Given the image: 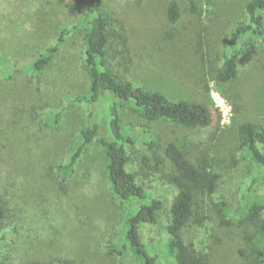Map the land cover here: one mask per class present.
Returning a JSON list of instances; mask_svg holds the SVG:
<instances>
[{
	"label": "rangeland",
	"instance_id": "obj_1",
	"mask_svg": "<svg viewBox=\"0 0 264 264\" xmlns=\"http://www.w3.org/2000/svg\"><path fill=\"white\" fill-rule=\"evenodd\" d=\"M197 1L201 15L190 14L182 0V17L172 24L168 0H105V13L124 22L129 39V52L112 59L121 76L174 101L207 103L213 113L210 126L192 130L169 120H144L123 106L127 171L148 200L163 203L159 222L141 229L145 248L160 264H174L166 227L178 191L165 178L173 172L165 149L177 143L193 161L200 152L210 153L221 176L213 198L228 203L234 225L222 226L204 203L201 213L208 220L203 227L190 225L184 237L210 264H246V237L254 229L237 226L238 211L264 203V181L251 186L261 168L241 148L237 128L247 122L264 127V43L248 35L239 39L237 78L220 83L226 46L251 0ZM87 7L88 0H0V193L7 208L0 264H139L134 250L111 251L121 247L128 206L107 179L105 149L82 141L91 108L75 99L90 89L85 31L78 27ZM64 29L72 31L48 68L33 75V62ZM202 30L204 54L197 49ZM225 100L231 108L222 113L217 105ZM79 148L74 171L62 182L59 167Z\"/></svg>",
	"mask_w": 264,
	"mask_h": 264
},
{
	"label": "trees",
	"instance_id": "obj_2",
	"mask_svg": "<svg viewBox=\"0 0 264 264\" xmlns=\"http://www.w3.org/2000/svg\"><path fill=\"white\" fill-rule=\"evenodd\" d=\"M166 11L170 23L176 24L182 17L180 1L168 0ZM187 11L195 16L201 15L197 0H185ZM105 0H88V7L78 27L85 31V62L90 78L89 92L77 103L87 104L91 110L89 124L81 133L83 144L97 143L106 152L107 179L114 193L128 206L121 247H111L112 252L126 254L134 250L139 264H160L144 246L140 233L145 225L159 222L163 203L158 199L148 200L144 189L138 184L136 176L127 171L129 157L126 139L122 130V107H129L131 112L150 122L169 120L187 129L205 128L213 123L211 106L207 103L178 100L174 101L158 91L137 87L126 73L112 64V59L121 60V55L129 52V39L122 20L108 16L104 9ZM72 29H64L54 46L41 53L31 65V72L42 74L66 41ZM251 36L264 43V0H251L245 9V19L232 33L226 46L223 62L217 73L220 83H229L237 78L240 49L238 40ZM198 52L204 54L203 30L198 33ZM59 122V115L56 117ZM241 148L251 160L261 168V174L251 180V186L264 181V127L247 122L237 128ZM82 152L79 148L70 163L59 167L60 179L66 181ZM166 157L172 167V173L165 178L177 188L168 220L166 231L170 237L169 250L174 264H210L207 255L193 244L187 243L184 231L190 225L203 227L208 220L201 213L205 203L211 206L222 226H232L227 202H215L213 196L218 192L220 178L215 158L208 152H200L193 161L189 151L177 143H170L165 149ZM162 164V162H159ZM7 219L6 202L0 193V224ZM237 226H252L254 232L246 237L250 254L246 264H264V203H248L245 209L238 211ZM28 264H76L72 260L49 261L41 263L31 261Z\"/></svg>",
	"mask_w": 264,
	"mask_h": 264
},
{
	"label": "clouds",
	"instance_id": "obj_3",
	"mask_svg": "<svg viewBox=\"0 0 264 264\" xmlns=\"http://www.w3.org/2000/svg\"><path fill=\"white\" fill-rule=\"evenodd\" d=\"M217 107H219L221 112L223 113L225 110H229L230 111L231 105L228 104V102L225 100L222 106L221 105H217Z\"/></svg>",
	"mask_w": 264,
	"mask_h": 264
}]
</instances>
